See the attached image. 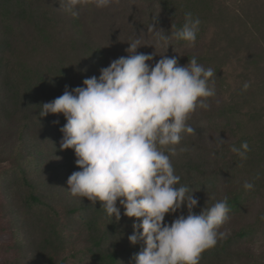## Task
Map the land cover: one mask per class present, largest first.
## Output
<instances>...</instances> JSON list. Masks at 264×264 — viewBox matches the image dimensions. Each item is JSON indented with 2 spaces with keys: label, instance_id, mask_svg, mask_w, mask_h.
I'll return each mask as SVG.
<instances>
[{
  "label": "trees",
  "instance_id": "obj_1",
  "mask_svg": "<svg viewBox=\"0 0 264 264\" xmlns=\"http://www.w3.org/2000/svg\"><path fill=\"white\" fill-rule=\"evenodd\" d=\"M78 11L77 18L66 13L63 0H0V161L9 164L0 172V211L9 218L17 264H134L143 249L128 240L140 221L122 207L116 222L101 202L70 194L68 178L80 169L74 150H61L66 119L40 115L66 86L99 78L135 39L144 46L138 52L154 55L152 64L163 55L181 66L196 58L216 73L208 108L191 115L194 132L183 133L170 156L180 185L198 199L195 214L227 197L226 235L200 264H264V0H119ZM187 12L201 21L192 46L172 35ZM157 30L169 35L168 49L156 43ZM245 141L250 150L241 160L230 149ZM51 156L60 159L55 167ZM245 182L254 188L245 190ZM60 195L70 204L58 205ZM187 214L182 206L165 223ZM258 236L263 244L255 251Z\"/></svg>",
  "mask_w": 264,
  "mask_h": 264
},
{
  "label": "clouds",
  "instance_id": "obj_2",
  "mask_svg": "<svg viewBox=\"0 0 264 264\" xmlns=\"http://www.w3.org/2000/svg\"><path fill=\"white\" fill-rule=\"evenodd\" d=\"M118 2L63 0V10L77 18L81 6L105 8ZM200 23L187 12L172 35L192 46ZM156 37L159 46L169 48L168 34L157 30ZM128 44L127 55L102 68L99 78H86L71 90L66 86L61 96L40 106V115L63 114L66 119L60 128L61 150H74L80 169L68 178L70 194L92 205L101 202L116 222L121 207L124 216L140 221L128 236L130 244H144L134 264H200L202 254L226 235L221 228L229 219L227 197L195 214L198 199L180 185L170 156L177 154L182 134L194 132L187 124L191 115L208 108L216 73L196 58L181 66L176 56L163 55L152 64L153 54L137 51L144 47L139 39ZM223 143L220 139L218 147ZM230 150L246 160L250 149L245 141ZM243 187L252 190L254 185L245 182ZM185 205L187 216L165 223L166 215Z\"/></svg>",
  "mask_w": 264,
  "mask_h": 264
},
{
  "label": "rangeland",
  "instance_id": "obj_3",
  "mask_svg": "<svg viewBox=\"0 0 264 264\" xmlns=\"http://www.w3.org/2000/svg\"><path fill=\"white\" fill-rule=\"evenodd\" d=\"M46 148L49 149L50 147L46 146ZM3 153L7 154L8 149L5 148ZM49 159H50L48 161L50 163L49 165H52V167H55L60 161V159L55 156H51ZM8 168H9V164L7 163L6 160L0 161V172H3ZM48 175H49L48 182L50 183V185L60 190L61 187L57 183L56 179L52 178L51 174ZM2 201L3 198L0 195V205ZM70 202H71L70 197L66 195L64 196L60 195L57 199V203L60 206L68 205L70 204ZM9 226H10L9 218L8 219L6 217L3 218L1 216V211H0V264H17V262L20 261L18 250L13 248V237L9 230ZM262 242H263L262 236H258L255 239L254 243L252 244V249H254L255 251H259L261 249L260 247L263 244ZM6 248H8V250H6Z\"/></svg>",
  "mask_w": 264,
  "mask_h": 264
}]
</instances>
